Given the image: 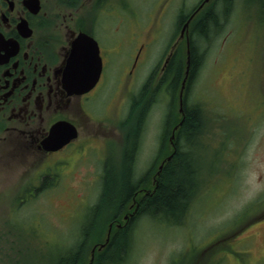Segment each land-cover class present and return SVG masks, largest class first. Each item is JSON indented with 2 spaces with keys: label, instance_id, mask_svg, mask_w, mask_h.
<instances>
[{
  "label": "rangeland",
  "instance_id": "obj_1",
  "mask_svg": "<svg viewBox=\"0 0 264 264\" xmlns=\"http://www.w3.org/2000/svg\"><path fill=\"white\" fill-rule=\"evenodd\" d=\"M168 1L163 17L162 0H132L139 27L133 22L124 27L138 32V45L161 31L151 46L150 63L139 75L154 70L149 85L154 88L152 98L146 97L141 85L134 84L128 91L123 88L125 60L119 75L109 69L94 105L95 113L104 118L102 138L83 159L74 158L72 169L58 185L46 181L37 199L15 211L27 220L26 247L19 251L12 243L8 250L0 245V264H57L68 253L79 263L89 264L93 258L91 264H103L97 256L103 252L99 245L126 224V219L124 224L112 218L114 211L120 219L136 213L138 200H129L124 209L121 196L108 211L98 208L93 213L92 207L101 196L106 166L115 174L122 171L126 135L139 113L143 125L133 173L134 180L143 177L141 194L147 193L145 188L153 184L157 169L171 157L168 138L181 119L180 91L187 66L188 47L186 35L180 34V17L200 0ZM225 2L212 0L186 28L197 45L199 60L184 91H188V103L200 105L203 111L198 133L202 176L196 196L184 210L163 209L131 220L128 245L120 251L123 256L126 250V257L117 264H264V0H232L229 9ZM212 9L219 14V24L207 38L196 39L197 24ZM169 52L173 53L169 74L172 79L179 74L175 84L168 75L160 82ZM132 107L133 120L123 124ZM13 185L3 187L0 212L16 207L19 188ZM35 221L40 229L31 238L29 230ZM84 222L89 230L73 248ZM12 238L18 240V234Z\"/></svg>",
  "mask_w": 264,
  "mask_h": 264
},
{
  "label": "flooded vegetation",
  "instance_id": "obj_2",
  "mask_svg": "<svg viewBox=\"0 0 264 264\" xmlns=\"http://www.w3.org/2000/svg\"><path fill=\"white\" fill-rule=\"evenodd\" d=\"M203 1L188 16L180 17V34L184 24L188 20L191 24L212 0L197 10ZM166 2L161 3L163 17L170 3ZM136 15L132 0H0V194L3 187L9 188L11 184L19 188L16 207H9L7 213L0 212V245L5 244L7 250L10 243L19 251L26 247L27 220L15 211L21 210L26 201L37 199L46 181L58 185L69 174L70 166L72 169L74 158L83 159L102 138L104 118L95 113L94 105L109 69L119 75L125 60L123 88L128 91L134 84L141 85L138 87L145 89L146 97L152 98L154 88L149 85L154 70L139 75L148 67L151 46L160 38L161 31L138 45V32L125 29L129 22L139 27ZM186 32L185 41L190 43L192 34ZM81 39H87L88 44L76 52L74 44ZM94 41L102 66L100 76L91 88L79 91L77 81L89 80L93 72L87 55L94 49ZM172 55L169 52L165 57L162 68L166 70L160 82L171 73ZM184 107L185 102L181 119L169 134L171 155L179 142L177 131L185 118ZM103 138L106 139L105 135ZM131 217L125 218L127 226ZM85 223L76 234L73 248L89 230ZM33 226L29 230L31 238L40 229L37 221ZM16 234L18 240L11 239ZM78 260L73 259L71 264H84Z\"/></svg>",
  "mask_w": 264,
  "mask_h": 264
},
{
  "label": "trees",
  "instance_id": "obj_3",
  "mask_svg": "<svg viewBox=\"0 0 264 264\" xmlns=\"http://www.w3.org/2000/svg\"><path fill=\"white\" fill-rule=\"evenodd\" d=\"M225 1L227 6L224 4V7L225 9H229L232 5V0ZM227 11L228 10H226V13ZM219 19V14L214 13L213 9L208 12L197 24L194 32L196 39L207 38L210 34L209 32H212L213 29H215L216 23L217 25L219 24ZM196 47L197 45L195 44L194 39H191V77L194 75V70L199 60ZM170 75L171 74H169L168 77H170V81H172L171 84H175L176 80L179 78V74L177 73V75L174 76V79H172L173 75ZM166 78L167 77H165V79ZM184 110L185 118L180 130L177 131V133L179 132L177 135V138L179 139V142L177 141V149L166 161L161 170L155 174V181L153 182L152 179L153 184L148 185V187L145 188L149 190L147 194H141L142 190H140L142 189V184L140 183L143 182V177H137V180H134L133 157L137 147V139H139L140 135L139 131L142 129L143 125V115L142 113H139L138 117H135L137 123L130 124V131L126 135L127 146L123 154L124 166L122 171L115 174L111 171L109 166H106V170H104L105 184L103 185L99 200L92 207L93 213H95L98 208L108 211L114 203L113 200H116L119 196H121L119 199L121 203L120 207H124V209L127 207L129 200H133L134 198L138 200L137 211L131 217V220H135V217L141 216L145 213L154 215L157 212L164 211L163 209L174 212L189 207V204H191L193 198L196 196L195 194L199 181L198 178L202 176V165L201 161H199V158L201 157V145L199 144L200 139L198 133L199 131L201 132L203 111L200 108V105L195 106L188 103V91H186ZM133 112L134 109L132 107V111L129 112V116L126 118V121H123V124H127L133 120ZM183 143L186 144V147L182 145ZM114 212L115 214L113 217L111 215L110 217L118 222L123 220L122 223L125 224V218H117L118 214L116 211ZM129 224L131 223L129 222ZM128 226L125 224L123 227L116 229V233L113 235L112 240L108 243L105 250H103L100 255H97L102 257L103 264H117L120 259L122 260L126 257V250L124 251L123 256L120 255V251L122 247L126 248L128 245L127 235L131 232L130 227ZM128 249L130 250L129 247ZM72 260V253H68L62 259L60 258L57 264H71Z\"/></svg>",
  "mask_w": 264,
  "mask_h": 264
},
{
  "label": "water",
  "instance_id": "obj_4",
  "mask_svg": "<svg viewBox=\"0 0 264 264\" xmlns=\"http://www.w3.org/2000/svg\"><path fill=\"white\" fill-rule=\"evenodd\" d=\"M207 1H209V0H204L202 2V4L198 7L197 10H199L204 5V3L207 2ZM188 25H189V20L184 24L183 30L181 32V36L185 34V31H186V28L188 27ZM88 41H90L93 44V41L90 40V38H89ZM94 43H95L94 49H91L90 50V53L87 55V57L90 59L91 67H92L93 72L90 74L89 80L83 81V79H81L80 81H77V83H76V86H77L76 89L79 90V91L87 90V89L91 88L96 83V81L98 80V78L100 76V72H101L102 66H101V62H100L99 49H98L97 43L95 41H94ZM84 44H88L87 39L86 40H82L81 39V40L76 41L75 44H74L75 51L76 52L80 51L81 50L80 47L82 45H84ZM187 47H188V50H187V66H186V70H185V77L183 79L182 87H181V91H180V110L181 111L183 109V100H184L183 94H184V90H185V87H186V81L188 79L189 72H190V63H191V60H190L189 41H187ZM80 54L83 55L84 53L82 52ZM173 136L174 135H172V137ZM109 234H108V237H107L106 241L109 240ZM104 245H105V243L101 244L99 246V249H101ZM92 260H93V258L91 259V261L89 262V264H91Z\"/></svg>",
  "mask_w": 264,
  "mask_h": 264
}]
</instances>
